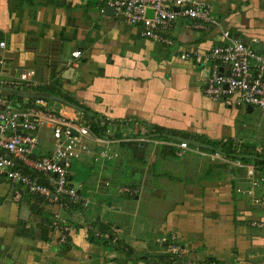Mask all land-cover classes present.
I'll return each mask as SVG.
<instances>
[{
    "label": "crops",
    "instance_id": "obj_1",
    "mask_svg": "<svg viewBox=\"0 0 264 264\" xmlns=\"http://www.w3.org/2000/svg\"><path fill=\"white\" fill-rule=\"evenodd\" d=\"M206 1L215 21L203 29L195 26L198 21L180 16L163 32L171 40L166 43L108 10L106 0H0V41L6 42L0 56H5L6 70L17 75L33 69L38 81L35 87L2 93L25 98L24 105L44 96L52 109L72 120L82 118L91 126L99 122L105 129L111 125L109 137L116 139L112 146L117 153L97 160V146L94 157L86 158L85 163L99 165L83 191L90 203L72 211V205L63 208L28 192L17 199L23 186L0 175V264H204L209 258L264 264V227L254 225L264 221V207L253 200L264 194V164L229 158L215 148L179 156L166 143L178 140L158 139L155 132L162 127L185 132L186 139L232 141L239 157H264V112L259 108L260 136L237 139L236 112L244 107L252 113L255 107L231 105L203 92L205 55L225 42V30L264 54V0ZM75 50H81L79 57L72 55ZM40 138L41 151L49 153L54 141L48 130L42 129ZM135 144L142 151L167 144L180 159L157 152L156 146L144 157L148 164L139 165L130 152ZM208 151L226 160L213 159ZM181 159L192 165L207 159V165L180 168ZM155 160L171 165L168 172L157 171V164L149 172ZM246 166L255 167L253 176ZM125 188L140 193L132 198ZM93 195H98L96 202ZM150 206L163 213L158 232L151 235L144 225L149 219L144 209ZM82 210L85 219L78 218ZM56 214L71 227L66 244L59 242L62 223ZM103 226L112 233H103ZM118 239L135 252L127 256L126 250L114 249Z\"/></svg>",
    "mask_w": 264,
    "mask_h": 264
},
{
    "label": "built area",
    "instance_id": "obj_2",
    "mask_svg": "<svg viewBox=\"0 0 264 264\" xmlns=\"http://www.w3.org/2000/svg\"><path fill=\"white\" fill-rule=\"evenodd\" d=\"M106 5L124 21L141 25L143 35L166 43L171 40L164 37L163 32L180 16L198 21L195 26L203 29L215 21L211 5L206 0H106ZM148 9L153 10L152 16L148 15ZM223 35L225 42L215 45L205 55L208 72L204 94L213 99H224L231 105H252L264 112V54L241 39L233 38L229 30ZM0 47L5 48L6 42L0 41ZM72 55L79 57L81 50L73 51ZM37 84L35 70L23 69L17 75L10 74L6 70L5 56H0V88H32ZM42 129L48 130L54 141L49 153L41 151ZM111 130L112 126L106 125L105 131L98 133L82 118L75 121L64 113H57L44 97H35L26 105L13 104L0 89V175L23 186L16 192L17 199L23 192H28L41 195L63 208L77 202L89 205L90 198L82 191L83 183L71 181L70 168L75 159L94 157L93 149L97 146L99 152L95 159L117 156L112 146L116 139L109 137ZM166 143L175 147L179 156L186 150L207 152L186 140ZM211 152L208 151L213 159L226 160L219 152ZM237 165L244 166L239 161ZM254 168L246 166L248 175H254ZM254 185L260 184L254 182ZM253 200L264 207V194ZM55 217L62 223L59 242L66 244L71 227L65 224L66 220L60 214ZM254 225L264 227V221L254 222ZM173 250L178 251L179 247L174 245ZM204 264L228 263L212 261Z\"/></svg>",
    "mask_w": 264,
    "mask_h": 264
},
{
    "label": "rangeland",
    "instance_id": "obj_3",
    "mask_svg": "<svg viewBox=\"0 0 264 264\" xmlns=\"http://www.w3.org/2000/svg\"><path fill=\"white\" fill-rule=\"evenodd\" d=\"M10 100L12 102L19 103L21 105H24L25 104L24 103L25 98H23V97H17L15 95H12V96H10ZM240 109H241L240 112H239V109H238V112H236L235 117H234V120H235L234 130H235L236 138L237 139H239V138L241 139V138H243L245 136H252V137H254V136H260L261 132H263V129L261 128V125H262V117H261L259 108L258 107H255V111L252 112V113H247V111L245 110L244 107H241ZM239 117H240V119H239ZM156 146H157V152L160 151L159 153H162L165 150L166 146L167 147H170L167 144H156V145L154 144V145H152L149 148L146 147L142 151V149L140 148V145L136 144L135 145V148H136V150H135L136 157H139V158L149 157L150 152L154 151L153 148H155ZM174 159H180V157H177L176 156V157H174ZM206 160H204V161H198V162H196V164L198 163L199 165H204L203 163H206V165H207ZM155 161H156L155 164H157V160H155ZM196 164H193L192 165L190 161L189 162H184L181 159L180 160V166L179 167L182 168L183 166L184 167L190 166V168H193V167L196 166ZM81 166H83V164ZM156 167H157L156 170L159 171V172H163V170L165 172H168L167 169H169L168 167H171V165H169V166L168 165H165L162 160H159V162H158V164H157ZM122 168L123 167L121 166V168H120L121 171H122L121 174H123V169ZM148 170H149V172H153L152 171V168H150V167L148 168ZM160 174L161 173H159L158 175H160ZM114 175H115V173L112 175V177ZM182 177L183 178H187L186 175L185 176H181V178ZM74 182L77 183V181H74ZM124 186L132 187L130 185L121 184V187H124ZM138 192L139 191H137L136 193H138ZM124 193H125V191H123V192L121 191L120 192L121 195H125L126 196V194H124ZM126 193L129 194L128 195L129 197H133V195L136 194V193L134 194V191H133V194H130L131 193L130 191H126ZM94 196L95 195H93V197H92L93 199H94ZM96 197L98 198V195H96ZM97 198L94 199L95 202L98 200ZM120 201H122V199ZM150 207L151 208L144 209V212L147 211L149 213V216H148L149 219L144 220V223H145L144 225H146V227H149V232H150L149 235L152 234L151 231L152 232H156L157 229H159V225H161L160 224L161 216L163 214L162 212H160V213L158 212L160 210L159 208H157V207L152 208L153 206H150ZM86 209H87V211L89 213H91V206H88ZM67 218L69 219V221L71 220L70 222H73L74 223V221H73L74 220V217L71 214H68ZM78 218H80V219L81 218H84V219L86 218V213H85L84 210L79 211ZM154 234L156 235V233H154ZM154 234H153V236H154ZM157 234H159V233H157ZM151 243L155 245L156 244L155 243V239H154V242H151Z\"/></svg>",
    "mask_w": 264,
    "mask_h": 264
},
{
    "label": "trees",
    "instance_id": "obj_4",
    "mask_svg": "<svg viewBox=\"0 0 264 264\" xmlns=\"http://www.w3.org/2000/svg\"><path fill=\"white\" fill-rule=\"evenodd\" d=\"M93 130L98 132V133H101L105 127H101L100 126V123L99 122H96L95 124H93L92 126ZM155 132L158 134V139H169L171 136H182L184 138H188V134L183 132H179V131H173L171 129H167V128H157L155 130ZM195 140H198V141H201L202 143H205V144H208V145H211L213 146L215 149H220L221 152L223 154H225L226 156H228L229 158H233V159H241L242 161H246V162H249V161H254L256 164H264V161L263 160H259V159H251V158H246V157H239V150L236 151L235 148L233 147V144H232V141H217V140H212V139H200L198 137H195ZM136 145V144H135ZM135 145H133L131 147V156L133 159H135V161H138L139 165H146L148 164V161L147 159H143V158H139V157H136V148H135ZM141 148V147H140ZM165 148V147H164ZM209 150V149H208ZM169 151V152H168ZM176 150L175 149H172L171 147H167L165 148V150L162 152L164 153V155H172V156H176L175 155V152ZM86 162V158L85 159H78V160H73L72 162V165H71V168H70V175L72 176L71 178V181H79V182H82L84 184V188L82 189V191H84V189L86 190L87 189V186L88 185H91L89 182L90 180L92 179V173L94 172V170H96L97 168H99V165L98 164H95L97 163V161H94L93 163L94 164H87L85 163ZM155 162L156 161H153L152 163L150 162L149 164V167L153 169V167H155ZM99 163V162H98ZM83 164V166H81ZM217 165V164H215ZM127 195V194H126ZM135 195H133L132 198H134ZM82 202H77L76 204H72L71 208H70V211L76 209L77 207H79L81 205ZM99 227L101 226L100 225V222H99ZM101 231L103 233H112V229L109 227H101ZM124 248V249H123ZM114 249H119V250H126L127 253L126 255H130V254H133L135 251L134 247L129 245V244H125L120 240L118 239V241H116V246L114 247ZM142 254H146V253H142ZM149 256V255H147ZM159 256H166L168 258L171 257V255L169 253H162V254H159ZM172 260V259H171ZM209 262H212V261H215V260H212V258H209L208 259ZM217 262V261H216Z\"/></svg>",
    "mask_w": 264,
    "mask_h": 264
},
{
    "label": "water",
    "instance_id": "obj_5",
    "mask_svg": "<svg viewBox=\"0 0 264 264\" xmlns=\"http://www.w3.org/2000/svg\"><path fill=\"white\" fill-rule=\"evenodd\" d=\"M108 10H111L112 12H114L113 8L112 7H108L107 8ZM148 15L152 16L153 15V10L152 9H148L147 11ZM1 90H5L7 88H0ZM44 97V96H43ZM49 97V96H47ZM72 104V103H70ZM72 106H76V105H73ZM250 109L253 108V106L249 105L248 106ZM80 108V107H78ZM81 109V108H80ZM76 134V132H75ZM172 138H174L175 140H178V141H183V140H186L188 143L192 144V145H196V146H199V147H202V148H208V149H214V147L210 146V145H207L205 143H201V142H198V141H195V140H191V139H186V138H183V137H180V136H172ZM32 156H35V153L32 154ZM245 157H251V158H258V159H262L264 160V157H257L255 155H245ZM70 178H72L70 176Z\"/></svg>",
    "mask_w": 264,
    "mask_h": 264
}]
</instances>
